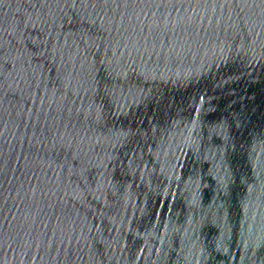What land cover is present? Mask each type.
<instances>
[{"label": "water", "instance_id": "1", "mask_svg": "<svg viewBox=\"0 0 264 264\" xmlns=\"http://www.w3.org/2000/svg\"><path fill=\"white\" fill-rule=\"evenodd\" d=\"M0 264H264V0H0Z\"/></svg>", "mask_w": 264, "mask_h": 264}]
</instances>
